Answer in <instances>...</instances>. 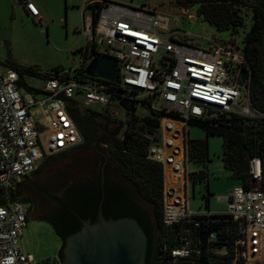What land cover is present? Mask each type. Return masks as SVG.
<instances>
[{
  "label": "built area",
  "instance_id": "2783aa9c",
  "mask_svg": "<svg viewBox=\"0 0 264 264\" xmlns=\"http://www.w3.org/2000/svg\"><path fill=\"white\" fill-rule=\"evenodd\" d=\"M101 6L97 19L85 18L80 31L88 65L99 55L118 60L117 82L99 78H75L72 70L53 73L41 91L22 92L19 71L0 63V189L9 193L39 170L46 156L69 151L82 141L72 115L75 107L117 109L127 112L122 102H132L138 114L160 116L159 141L152 144L148 158L182 180V188L165 194L163 220L167 226L183 223L201 227L203 222L228 220L238 225L233 249L209 232L205 240L188 235L168 251L172 263H195L204 254L231 258V264H264V187L260 158L250 164L252 187H235L219 200L226 210L194 212L189 205V131L191 122L208 121L212 110L243 117L262 116L252 106L248 79L238 80L244 69L249 73L245 54L238 42L211 38L209 47L193 43V35L178 29L179 21L147 7L134 8L109 0ZM26 11L40 17L36 5L26 0ZM194 18L189 9L184 12ZM173 25V26H172ZM96 51L95 54H91ZM71 71V72H70ZM69 73L71 76L67 77ZM34 109L40 110L36 119ZM114 114V113H113ZM255 184H257L255 186ZM165 190V187H164ZM207 217L208 220L197 218ZM29 205L8 200L0 206V264H33L24 245Z\"/></svg>",
  "mask_w": 264,
  "mask_h": 264
},
{
  "label": "trees",
  "instance_id": "16d2710c",
  "mask_svg": "<svg viewBox=\"0 0 264 264\" xmlns=\"http://www.w3.org/2000/svg\"><path fill=\"white\" fill-rule=\"evenodd\" d=\"M180 8H196L197 15L204 18L218 33H228L229 40L238 42L241 46L249 68L248 90L252 106L262 116L243 117L225 114L220 110H212L213 118L208 121L191 122L204 129L206 136H220L223 140V163L231 177L238 180L245 189L252 187L250 179V164L253 158H260L263 166L264 187V0H175ZM94 18L97 19L101 6H88ZM243 9L252 14V22L246 31V18ZM243 33V34H242ZM242 34V35H241ZM239 37V38H238ZM242 37V38H240ZM82 62L75 69V78L90 79L86 75L87 54L80 49ZM93 51L91 54H95ZM19 71L20 86L26 87L23 74L29 73L47 80L51 73H41L38 70L24 69L11 66ZM71 72V71H70ZM67 77L71 75L66 74ZM28 88V87H27ZM29 90H33L28 88ZM126 120L123 122L112 114L109 109H84L80 106L73 108L72 115L81 134L82 141L75 148L46 156L33 175L39 174L43 167L55 158L65 157L73 150H100L94 155L82 157L75 163L72 170L80 168L88 174L97 173L94 178L77 180L69 194L61 204H68L72 211L68 213L70 220L78 222L80 218L97 220L98 210L103 199V213L106 218H121L125 216L137 219L148 237L147 264H174L169 261L167 253L178 246L179 238L188 235L193 239L201 236L206 239L209 232H216L217 239L233 249L238 236V225L230 217L228 220L203 222L201 227L194 228L193 224L183 223L167 226L163 220L164 211V167L161 163L148 158L152 144L159 141L160 116L155 112L140 115L137 106L132 102H122ZM189 162L205 164L209 160L207 139H189ZM32 175V176H33ZM30 177L26 178L29 179ZM25 179V180H26ZM208 179L206 170L190 173V181L194 184ZM63 183V182H62ZM61 182L47 183L52 188ZM18 184L16 186L19 187ZM15 188V189H16ZM203 195L206 209H209L211 193ZM13 189L9 197L0 189V206L8 200H18L30 204L36 200L39 191L33 190L30 197H22ZM33 197V198H32ZM35 198V199H34ZM45 198H42L44 201ZM64 215V214H61ZM59 216L64 219L63 216ZM55 228L56 233L65 240L64 224L60 225L53 216L46 218ZM208 220L207 217L197 218ZM81 223V222H80ZM231 258L209 256L204 254L193 264H231ZM190 264V263H189Z\"/></svg>",
  "mask_w": 264,
  "mask_h": 264
},
{
  "label": "rangeland",
  "instance_id": "374dc122",
  "mask_svg": "<svg viewBox=\"0 0 264 264\" xmlns=\"http://www.w3.org/2000/svg\"><path fill=\"white\" fill-rule=\"evenodd\" d=\"M41 12L42 19L34 20L28 17L20 0H0V63L4 66H15L24 69L38 70L41 73H51L56 69L62 71L72 70L81 61L80 49L85 45V38L80 31L83 29L85 18L90 15V10L84 13V8L91 0H33ZM114 2L134 8L147 7L165 13L178 20V29L193 35V43L201 48H208L211 38L229 39L228 33H218L204 18L199 17L196 8L189 9L194 18L184 15L187 10L180 8L175 0H113ZM246 18V31L252 22V14L248 9H243ZM173 26V25H172ZM243 34V33H242ZM241 34V35H242ZM239 38V37H238ZM242 38V37H240ZM26 87L21 85L22 92L30 91L28 88L41 91L45 80L29 73L23 74ZM28 87V88H27ZM95 110H103L95 106ZM36 119L40 117V110L34 109ZM114 113V114H113ZM121 121L126 120L125 112L119 106L109 109ZM189 139H207L209 146V160L205 164L189 162L191 173L206 170L208 179L199 183H190L189 205L194 212L206 210V200L203 195H208L207 181L211 193L209 207L213 213L226 210V203L219 200L228 195L240 182L231 177L225 169L223 155V140L220 136H206L203 128L191 125L188 128ZM100 150H73L65 157L55 158L43 167L39 174L24 180L15 190L20 193L18 198L30 197L33 190L39 191L36 200L40 211L38 214H29L27 227L24 230V245L37 264H57L62 239L55 228L43 214V208L49 207V202L61 196L63 185L90 177L88 172L81 168L77 171L66 169ZM57 169L60 173L69 172L63 184H55L52 188L47 183L55 182ZM72 169V168H71ZM58 174V173H57ZM84 180V179H83ZM66 181V182H65ZM257 184H255L256 186ZM33 198V197H32ZM42 198H45L44 202ZM35 199V198H34ZM46 211V210H45ZM41 216V218H39ZM38 217V218H37ZM43 217V218H42ZM176 264V263H175Z\"/></svg>",
  "mask_w": 264,
  "mask_h": 264
},
{
  "label": "water",
  "instance_id": "95a60500",
  "mask_svg": "<svg viewBox=\"0 0 264 264\" xmlns=\"http://www.w3.org/2000/svg\"><path fill=\"white\" fill-rule=\"evenodd\" d=\"M118 60L99 55L86 68V75L117 82ZM247 77L242 70L239 86ZM103 199L95 222L80 218L81 227L69 235L62 249V264H147L148 237L139 221L125 216L106 218Z\"/></svg>",
  "mask_w": 264,
  "mask_h": 264
},
{
  "label": "flooded vegetation",
  "instance_id": "af4514ba",
  "mask_svg": "<svg viewBox=\"0 0 264 264\" xmlns=\"http://www.w3.org/2000/svg\"><path fill=\"white\" fill-rule=\"evenodd\" d=\"M71 164H73L72 161H71ZM66 169L67 170L69 169L68 170L69 172L71 171V168L70 167H67ZM69 172H66L65 175H64V173H60L59 174V171L57 169V172L54 175V177L56 176V180L55 181H58L59 180L62 183L65 180V178L68 177L71 174V172H70V174H69ZM96 175H97V173L90 174V176L92 178H94V176H96ZM73 185H74V182L69 183L67 181L65 183V185H63V188H62L63 190L60 193L61 196L58 197V198H54V200H52V201H48L49 202V207L46 208V209L43 208V210H42L43 211V214L41 215V216L44 215L45 218H47V216H53L56 219H59L58 220L59 224L60 225H63L64 224V230H63V232L65 233V236H66L65 239L69 235H71V234L75 233L76 231H78L80 229V227H81L80 221L78 223V222H75V221L70 220V218L68 216V213L70 211H72V209L70 208V205H68V204H61L62 201H63V199L65 197H67V195L69 194L70 189H72ZM44 202H46V201L44 200ZM39 211H40V207H39V204H38L37 200H32V202L29 204V214H31V213L32 214H36V213L38 214ZM61 214H64V215H61ZM60 215L63 216L64 219L61 218V217H59ZM41 216L39 218H41ZM88 220L92 221L90 218ZM62 242H63V244H62V247H61V249L59 251L58 258L55 260V262L57 264H62V259H63L62 249H63L65 240L62 239ZM33 259H34V263L33 264H37L36 259L34 257H33ZM49 262H50L49 260L43 261L44 264H48ZM176 264H189V263L178 262Z\"/></svg>",
  "mask_w": 264,
  "mask_h": 264
},
{
  "label": "crops",
  "instance_id": "0c3cea01",
  "mask_svg": "<svg viewBox=\"0 0 264 264\" xmlns=\"http://www.w3.org/2000/svg\"><path fill=\"white\" fill-rule=\"evenodd\" d=\"M24 9H25V6H24V2L26 0H20ZM28 1H31L35 4V2L33 0H28ZM95 1H99V0H91L90 2H88V4L85 6L84 8V13L87 12V10H90V14H92V11L91 9L88 7L90 4H92L93 2ZM109 1H113V0H109ZM114 2V1H113ZM116 3V2H115ZM36 5V4H35ZM37 7V6H36ZM38 8V7H37ZM26 11V9H25ZM28 17H31L32 19L34 20H41L42 19V14L40 12V17L39 18H34L32 16L29 15V13L26 11ZM73 167V164L71 165V168ZM72 170V169H71ZM190 170V169H189ZM190 183L189 182V187H190ZM182 180L179 179L178 175L173 173L171 168L168 167L165 169V173H164V187H165V192H166V195H167V198L170 199V197L174 194V190H180L182 188ZM241 185V184H240ZM239 185V186H240ZM207 186L209 187V182L207 181ZM210 191V190H209ZM231 192V191H230ZM229 192V193H230ZM228 193V194H229ZM227 196V195H226ZM209 210H210V207H209ZM29 220V218H28ZM27 227V226H26Z\"/></svg>",
  "mask_w": 264,
  "mask_h": 264
}]
</instances>
